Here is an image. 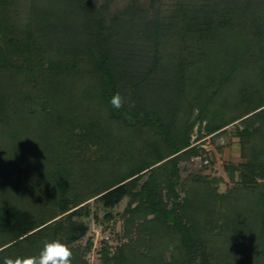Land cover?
<instances>
[{
    "label": "trees",
    "instance_id": "1",
    "mask_svg": "<svg viewBox=\"0 0 264 264\" xmlns=\"http://www.w3.org/2000/svg\"><path fill=\"white\" fill-rule=\"evenodd\" d=\"M173 5L0 0V264L56 238L88 264L79 218L125 196L101 264H264V0ZM198 123L200 138L235 125L226 191L181 181L183 161L213 162Z\"/></svg>",
    "mask_w": 264,
    "mask_h": 264
},
{
    "label": "rangeland",
    "instance_id": "2",
    "mask_svg": "<svg viewBox=\"0 0 264 264\" xmlns=\"http://www.w3.org/2000/svg\"><path fill=\"white\" fill-rule=\"evenodd\" d=\"M108 1L112 10H119L131 3H138L142 6H148L152 0H100ZM167 8L173 7L178 0H159ZM240 74V73H239ZM242 82V78L239 75ZM198 113L195 111L194 116ZM215 137V136H214ZM199 137V123L195 126L191 143L210 151L213 162L199 161H183L181 163V181L189 174L205 175L208 177H221L223 182L220 183V191H226L233 184L229 177L226 165L229 163L237 164L244 161L241 153V144L239 137L236 135L235 125H230L227 132L220 136ZM130 201L129 196H125L123 200L113 208H106L99 201L94 199L90 202L91 212L89 216H82L80 221L88 223L90 229L86 236L82 239L85 245L87 240H91L93 245L90 253L87 255L88 264H101V251L104 245L108 244L111 255H114L116 247L122 243L124 230L125 210ZM113 213V218L108 220L107 213ZM94 215H97L96 217Z\"/></svg>",
    "mask_w": 264,
    "mask_h": 264
},
{
    "label": "clouds",
    "instance_id": "3",
    "mask_svg": "<svg viewBox=\"0 0 264 264\" xmlns=\"http://www.w3.org/2000/svg\"><path fill=\"white\" fill-rule=\"evenodd\" d=\"M116 110L123 108L125 100L119 92L110 98ZM72 251L61 239L44 240L37 255L6 257L3 264H71Z\"/></svg>",
    "mask_w": 264,
    "mask_h": 264
}]
</instances>
